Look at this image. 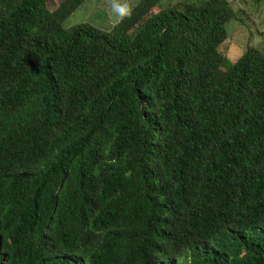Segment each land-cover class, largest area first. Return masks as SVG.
Wrapping results in <instances>:
<instances>
[{"label":"trees","instance_id":"trees-1","mask_svg":"<svg viewBox=\"0 0 264 264\" xmlns=\"http://www.w3.org/2000/svg\"><path fill=\"white\" fill-rule=\"evenodd\" d=\"M85 1L0 0V264H264V48L226 68L230 0Z\"/></svg>","mask_w":264,"mask_h":264},{"label":"rangeland","instance_id":"rangeland-1","mask_svg":"<svg viewBox=\"0 0 264 264\" xmlns=\"http://www.w3.org/2000/svg\"><path fill=\"white\" fill-rule=\"evenodd\" d=\"M181 0H164L163 8L175 5ZM205 3L209 0H192ZM237 13L228 28V39L222 45L226 68L234 65L249 46L264 48V3L260 0H230ZM139 0H87L65 22L69 29L89 24L94 28L110 32L137 4Z\"/></svg>","mask_w":264,"mask_h":264}]
</instances>
